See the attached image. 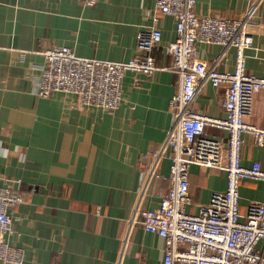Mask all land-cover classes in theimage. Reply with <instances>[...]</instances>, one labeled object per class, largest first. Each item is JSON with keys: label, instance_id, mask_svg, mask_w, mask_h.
<instances>
[{"label": "crops", "instance_id": "crops-1", "mask_svg": "<svg viewBox=\"0 0 264 264\" xmlns=\"http://www.w3.org/2000/svg\"><path fill=\"white\" fill-rule=\"evenodd\" d=\"M248 0H196L199 15L238 16ZM154 0H0V185L20 179L23 201L12 207L9 244L23 249L21 264H114L126 229L145 153L164 138L168 104L177 91V74L165 69L152 75L126 71L117 109L79 107L73 95L54 92L38 97L34 88L50 47L66 46L80 57L128 61L137 54L136 35L154 24L161 43L175 37V20L153 21ZM252 44L244 50L245 68L264 77V3L249 26ZM219 45L198 44L200 58L211 61ZM157 65L170 63L161 47ZM231 48L219 69L231 71ZM223 88L207 85L194 109L222 117ZM248 121L264 125V90L255 92ZM224 139L225 132L207 128ZM259 161L264 149L245 142L241 162ZM169 161L162 159L144 207L154 208L167 189ZM225 188L222 171L191 165L189 193L193 204L206 203ZM240 205L264 196V183L244 181ZM163 239L136 226L122 264H162Z\"/></svg>", "mask_w": 264, "mask_h": 264}, {"label": "built area", "instance_id": "built-area-1", "mask_svg": "<svg viewBox=\"0 0 264 264\" xmlns=\"http://www.w3.org/2000/svg\"><path fill=\"white\" fill-rule=\"evenodd\" d=\"M196 0H154L153 21L159 14L175 20V37L162 44L161 32L152 24L136 35L137 54L128 61H110L75 55L66 46L42 51L40 76L34 88L38 97L54 92L73 95L79 107L118 108L121 82L126 71L152 75L168 69L177 74L179 86L168 104L169 126L162 141L145 153L148 162L140 169L126 229L114 264H122L134 227L158 234L164 242L162 264H264V196L240 205L239 189L244 181L264 183V167L259 161L241 162L245 142L264 149V125H256L251 115L255 92L264 90V77L245 68L244 50L251 46L249 26L264 0H248L238 16L199 15ZM219 45L209 62L199 57L198 44ZM161 47L170 56L169 65L158 66L154 49ZM235 50L231 71L219 69L228 51ZM207 85L223 88V116L213 117L194 109L196 98ZM225 132V138L210 136L206 129ZM168 159L167 189L156 207H144L149 186L160 177L158 167ZM191 165L222 171L225 188L213 191L206 203L193 204L189 193ZM20 179L0 185V264H21L23 249L9 244L12 207L23 201Z\"/></svg>", "mask_w": 264, "mask_h": 264}]
</instances>
